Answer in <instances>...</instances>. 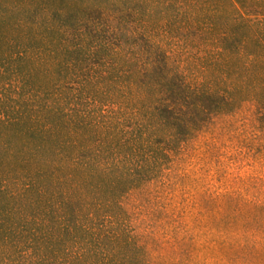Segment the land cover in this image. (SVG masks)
Masks as SVG:
<instances>
[{
	"label": "trees",
	"instance_id": "1",
	"mask_svg": "<svg viewBox=\"0 0 264 264\" xmlns=\"http://www.w3.org/2000/svg\"><path fill=\"white\" fill-rule=\"evenodd\" d=\"M218 206L264 248V0H0V264H197Z\"/></svg>",
	"mask_w": 264,
	"mask_h": 264
},
{
	"label": "rangeland",
	"instance_id": "2",
	"mask_svg": "<svg viewBox=\"0 0 264 264\" xmlns=\"http://www.w3.org/2000/svg\"><path fill=\"white\" fill-rule=\"evenodd\" d=\"M207 164L210 168L214 167L211 159L207 161ZM175 168L173 176L178 180L174 184L172 195L175 197L176 202L179 201L181 196L179 182L182 175L188 177L182 182L183 187L190 189L192 192L198 191L202 183L216 182L217 179L211 169L209 171L207 167L203 166L201 157L195 152L184 155ZM244 171L249 172V166ZM244 171H241V173H244ZM238 174L239 172L235 171L230 180L223 177V184L232 185L233 177ZM226 209L218 206L213 208L210 213L203 212L199 219L191 220L192 218H187L190 227L194 229H192L194 231L192 238L195 239H191L188 243L195 249L193 254L197 264H262L261 257L264 255L262 246L255 247L253 252L246 256L245 260H236L235 257L245 253L246 246L242 240L243 230H241L240 221L233 222V220L226 217L229 215Z\"/></svg>",
	"mask_w": 264,
	"mask_h": 264
}]
</instances>
